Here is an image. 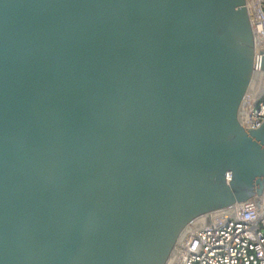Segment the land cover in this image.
<instances>
[{
  "label": "water",
  "instance_id": "1",
  "mask_svg": "<svg viewBox=\"0 0 264 264\" xmlns=\"http://www.w3.org/2000/svg\"><path fill=\"white\" fill-rule=\"evenodd\" d=\"M255 0H0V264H184L264 208Z\"/></svg>",
  "mask_w": 264,
  "mask_h": 264
},
{
  "label": "built area",
  "instance_id": "2",
  "mask_svg": "<svg viewBox=\"0 0 264 264\" xmlns=\"http://www.w3.org/2000/svg\"><path fill=\"white\" fill-rule=\"evenodd\" d=\"M255 8L264 35V0H255ZM249 119L251 129H257L264 120V90ZM236 207L238 223L229 217L217 229L204 226L202 230H194L193 236L200 241L199 250L195 256L187 253L184 264H264V208L253 221L242 222L238 204Z\"/></svg>",
  "mask_w": 264,
  "mask_h": 264
},
{
  "label": "bare ground",
  "instance_id": "3",
  "mask_svg": "<svg viewBox=\"0 0 264 264\" xmlns=\"http://www.w3.org/2000/svg\"><path fill=\"white\" fill-rule=\"evenodd\" d=\"M236 204H238V203H236Z\"/></svg>",
  "mask_w": 264,
  "mask_h": 264
}]
</instances>
